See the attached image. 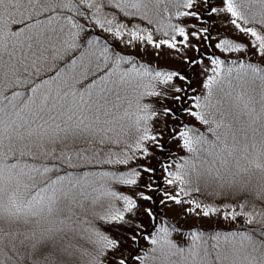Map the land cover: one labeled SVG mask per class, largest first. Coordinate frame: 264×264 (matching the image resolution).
I'll list each match as a JSON object with an SVG mask.
<instances>
[{
    "label": "snow or ice",
    "instance_id": "6c2138e0",
    "mask_svg": "<svg viewBox=\"0 0 264 264\" xmlns=\"http://www.w3.org/2000/svg\"><path fill=\"white\" fill-rule=\"evenodd\" d=\"M0 264H264V0H0Z\"/></svg>",
    "mask_w": 264,
    "mask_h": 264
}]
</instances>
